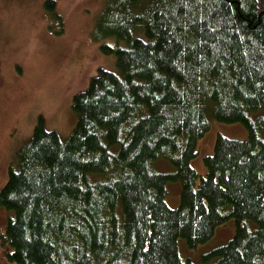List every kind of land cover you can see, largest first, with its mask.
I'll return each instance as SVG.
<instances>
[{"label": "trees", "instance_id": "obj_1", "mask_svg": "<svg viewBox=\"0 0 264 264\" xmlns=\"http://www.w3.org/2000/svg\"><path fill=\"white\" fill-rule=\"evenodd\" d=\"M50 14L55 0H45ZM116 70L73 94L66 140L38 117L0 188L17 264H264V0H107L98 20ZM124 41L119 45L117 41ZM217 134L197 180L189 160L207 114ZM159 157L172 165L159 171ZM180 183L179 204L165 201ZM235 231L195 262L179 250Z\"/></svg>", "mask_w": 264, "mask_h": 264}, {"label": "rangeland", "instance_id": "obj_2", "mask_svg": "<svg viewBox=\"0 0 264 264\" xmlns=\"http://www.w3.org/2000/svg\"><path fill=\"white\" fill-rule=\"evenodd\" d=\"M45 0H0V188L14 166L19 148L30 138L38 117L48 129L66 140L76 114L71 107L74 93L84 89L98 68L116 70L113 54L105 53L100 44H115L114 37L103 35L98 20L107 0H55L54 18ZM119 45L125 42L117 41ZM209 128L197 139V154L189 162L197 172V180L206 172L203 157L213 152L217 134L244 139L245 126L238 121L226 122L207 114ZM154 169L170 171L172 165L159 157ZM180 183L168 181L165 201L179 204ZM13 211L0 206V264H17L6 258L8 244L3 243L7 219ZM235 231L229 218L215 227L206 241L188 247L179 238L183 256L195 262L201 254L222 244Z\"/></svg>", "mask_w": 264, "mask_h": 264}]
</instances>
